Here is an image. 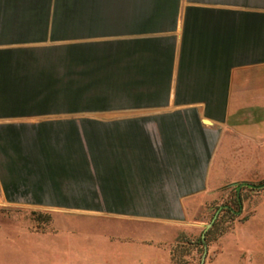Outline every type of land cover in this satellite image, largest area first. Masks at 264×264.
<instances>
[{"label":"crops","instance_id":"crops-1","mask_svg":"<svg viewBox=\"0 0 264 264\" xmlns=\"http://www.w3.org/2000/svg\"><path fill=\"white\" fill-rule=\"evenodd\" d=\"M263 165L264 0H0L8 204L166 229L132 243L169 264L201 197Z\"/></svg>","mask_w":264,"mask_h":264},{"label":"rangeland","instance_id":"rangeland-1","mask_svg":"<svg viewBox=\"0 0 264 264\" xmlns=\"http://www.w3.org/2000/svg\"><path fill=\"white\" fill-rule=\"evenodd\" d=\"M257 173L264 174V165ZM190 219L164 244L169 264H199L204 249L202 264H264V176L221 185L201 197ZM158 231L166 235L135 221L8 204L0 196V264H129L138 262L134 253L143 255L141 264H164L158 252L136 253L132 243ZM123 246L132 249L130 258L125 249L115 261Z\"/></svg>","mask_w":264,"mask_h":264},{"label":"trees","instance_id":"trees-1","mask_svg":"<svg viewBox=\"0 0 264 264\" xmlns=\"http://www.w3.org/2000/svg\"><path fill=\"white\" fill-rule=\"evenodd\" d=\"M205 236H206L205 234H202V235L199 237L198 242H199V243H203L204 240H205V238H206Z\"/></svg>","mask_w":264,"mask_h":264},{"label":"water","instance_id":"water-1","mask_svg":"<svg viewBox=\"0 0 264 264\" xmlns=\"http://www.w3.org/2000/svg\"><path fill=\"white\" fill-rule=\"evenodd\" d=\"M204 255H205V249L203 250V253H202V255H201V259H200V263H199V264H202V261H203Z\"/></svg>","mask_w":264,"mask_h":264}]
</instances>
